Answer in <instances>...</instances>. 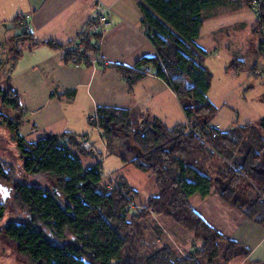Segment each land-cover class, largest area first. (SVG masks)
Instances as JSON below:
<instances>
[{"label": "trees", "instance_id": "1", "mask_svg": "<svg viewBox=\"0 0 264 264\" xmlns=\"http://www.w3.org/2000/svg\"><path fill=\"white\" fill-rule=\"evenodd\" d=\"M238 2L246 7L251 4V0ZM140 3L141 23L156 55L134 67L151 66L155 76L166 81L181 103L186 125L170 128L153 117L139 126L130 111L110 106L97 107L96 121L89 120V125L99 128L107 142L121 132L141 149V155L129 163L150 172L158 192L144 204H135L139 193L123 176H105L101 162L85 166V136L46 133L36 142H27L19 131L24 109L18 92L0 89L2 104L14 113L12 117L0 114V119L16 142L24 172L49 178L67 200L62 205L49 189L17 181L12 166L0 158V179L14 187L15 201L31 220H11L2 232L29 264H231L246 258L247 247L225 238L195 213L189 202L192 195L207 197L217 192L247 219L264 227V115L257 123L226 131L210 123L218 113L207 97L212 74L203 65L206 52L196 40L204 24L203 11L217 5V0ZM257 9V20L263 25L264 0ZM83 43L76 63L91 65L89 59L97 56L98 42ZM259 43L264 51V41ZM70 45L59 48L67 50ZM73 54L68 50L64 55L67 62ZM117 69L130 85L147 76L131 68ZM151 215L169 217L193 235L191 250L183 253L164 244L140 257L136 243ZM68 233L78 244L64 242Z\"/></svg>", "mask_w": 264, "mask_h": 264}, {"label": "crops", "instance_id": "2", "mask_svg": "<svg viewBox=\"0 0 264 264\" xmlns=\"http://www.w3.org/2000/svg\"><path fill=\"white\" fill-rule=\"evenodd\" d=\"M95 1L110 5L115 15L114 21L91 40L92 44L98 42L97 58L101 64L67 62L59 47L76 40ZM236 2L241 8L243 4ZM140 4V0H0V49L11 43L8 49L15 55L13 81L8 88L18 92L24 109V121L19 128L22 135L26 123L34 119L33 128L40 126L44 135L70 132L86 136L88 116L99 106L127 109L133 123L139 126L153 117L168 126L186 125L181 103L165 80L142 76L130 85L129 79L117 69V66L131 68L138 61L156 55L141 23ZM210 9L203 11L204 22L214 16ZM204 26L205 23L201 30ZM15 42L22 47H14ZM205 61L206 58L203 65ZM93 154L88 151V157ZM133 157L123 159L129 163ZM96 161L88 166L102 163ZM189 202L211 228L248 248L246 258L231 264H264L262 225L247 219L217 192L207 197L192 195ZM155 216L151 215L148 223ZM156 230L157 239L161 240L164 232L160 225L157 224ZM193 245L194 239L191 248Z\"/></svg>", "mask_w": 264, "mask_h": 264}, {"label": "rangeland", "instance_id": "3", "mask_svg": "<svg viewBox=\"0 0 264 264\" xmlns=\"http://www.w3.org/2000/svg\"><path fill=\"white\" fill-rule=\"evenodd\" d=\"M208 11L214 16L205 19V26L199 33L197 45L206 52L204 66L212 74L207 97L217 108L218 113L210 123L221 131L240 124L257 123L264 115V51L259 49L260 40L264 41V24L257 20L259 10L251 4L247 7L242 5L240 8L236 0H217V5ZM8 46L11 47V43L4 44L0 49L1 90H6L10 86V81H13L12 67L15 55H11ZM13 46L22 47L21 43L17 42ZM94 113L95 111L88 116L89 119ZM0 114L6 117H12L14 114L11 109L4 107L1 97ZM33 120L27 122L23 129L27 142H36L44 135L40 126L33 128ZM181 121L185 123V119ZM169 127L174 128L172 125ZM86 128L85 140L92 144L95 154L85 159V166L96 163L98 159L104 163L102 172L105 176H109L110 179L123 176L139 193L135 200L137 205L144 204L150 196L158 194L150 172L138 170L133 164L123 160V156L133 157L141 154V149L132 137H126L120 132L109 139L110 146H107L108 142L103 138L101 130L90 125ZM0 158L12 166L17 181L45 187L58 196L62 205H66L65 196L49 178L30 176L24 172L16 142L1 119ZM9 187L10 199L0 215V264H29L17 253L14 244L10 243L2 232L3 227L12 222L11 220L31 221L27 211L21 209L15 201L13 186L10 184ZM149 222L143 224L146 229H143L141 238L136 243L140 257L147 255L155 246L169 243L184 253L191 250L193 235L176 225L172 219L156 215L154 220ZM157 224L164 232L161 240L157 239ZM46 232L50 235L48 230ZM64 242L78 244L71 233L67 234Z\"/></svg>", "mask_w": 264, "mask_h": 264}, {"label": "built area", "instance_id": "4", "mask_svg": "<svg viewBox=\"0 0 264 264\" xmlns=\"http://www.w3.org/2000/svg\"><path fill=\"white\" fill-rule=\"evenodd\" d=\"M260 0H251V5L257 7ZM114 12L110 5H107L105 2L95 1L94 8L92 10L91 15L89 16L88 22L85 24L79 35L77 36L76 40L71 43V45L67 48V50H62L63 54H67L68 50L74 51L72 56L71 62H78L81 57L82 52L84 51V43L85 40H92L93 38L97 37L101 34L102 30L110 25L114 21ZM92 66L100 65L101 61L96 57L89 59ZM132 70H136L141 72L144 75L150 76L154 74V70L152 67H143L136 69L134 66L131 67ZM91 121L95 122L96 117L95 115L91 116ZM196 135H199L198 133ZM83 149L86 151H92V144L88 140L83 141Z\"/></svg>", "mask_w": 264, "mask_h": 264}, {"label": "flooded vegetation", "instance_id": "5", "mask_svg": "<svg viewBox=\"0 0 264 264\" xmlns=\"http://www.w3.org/2000/svg\"><path fill=\"white\" fill-rule=\"evenodd\" d=\"M14 189V187H13ZM11 187L0 179V215L3 213V208L10 199ZM2 212V213H1Z\"/></svg>", "mask_w": 264, "mask_h": 264}, {"label": "water", "instance_id": "6", "mask_svg": "<svg viewBox=\"0 0 264 264\" xmlns=\"http://www.w3.org/2000/svg\"><path fill=\"white\" fill-rule=\"evenodd\" d=\"M140 155H141V154H140ZM140 155H139V156H140Z\"/></svg>", "mask_w": 264, "mask_h": 264}]
</instances>
